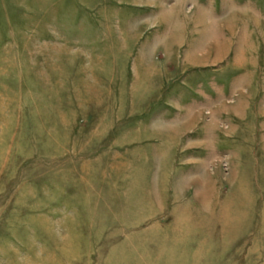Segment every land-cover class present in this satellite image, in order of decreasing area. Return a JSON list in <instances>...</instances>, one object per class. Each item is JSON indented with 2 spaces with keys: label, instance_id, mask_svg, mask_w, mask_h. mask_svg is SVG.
<instances>
[{
  "label": "rangeland",
  "instance_id": "1",
  "mask_svg": "<svg viewBox=\"0 0 264 264\" xmlns=\"http://www.w3.org/2000/svg\"><path fill=\"white\" fill-rule=\"evenodd\" d=\"M0 264H264V0H0Z\"/></svg>",
  "mask_w": 264,
  "mask_h": 264
},
{
  "label": "bare ground",
  "instance_id": "2",
  "mask_svg": "<svg viewBox=\"0 0 264 264\" xmlns=\"http://www.w3.org/2000/svg\"><path fill=\"white\" fill-rule=\"evenodd\" d=\"M210 216H211V215H210ZM212 217H213V216H211L210 218H212ZM226 217H227V216H226ZM208 218H209V216H208ZM223 219H225V222H226V223L229 222V220H228L229 218L227 219V218H224V216H223Z\"/></svg>",
  "mask_w": 264,
  "mask_h": 264
}]
</instances>
